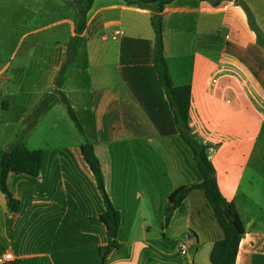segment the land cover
I'll list each match as a JSON object with an SVG mask.
<instances>
[{"label":"crops","instance_id":"crops-1","mask_svg":"<svg viewBox=\"0 0 264 264\" xmlns=\"http://www.w3.org/2000/svg\"><path fill=\"white\" fill-rule=\"evenodd\" d=\"M46 1L0 0V151L19 140L43 151L38 177H8L17 212L0 190V259L101 264L105 203L83 158L89 142L121 216V246L106 264H212L224 230L203 191L193 190L166 223L170 196L202 176L154 68L157 7L94 0L78 34L76 4ZM240 1L264 32V0H173L162 12L163 53L174 86H191V134L208 147L219 191L235 203L245 227L236 262L264 264V47ZM49 12L53 23L33 32L56 26L53 44L13 49L17 25ZM117 31L123 34L115 39ZM183 242L190 246L186 257Z\"/></svg>","mask_w":264,"mask_h":264},{"label":"trees","instance_id":"trees-1","mask_svg":"<svg viewBox=\"0 0 264 264\" xmlns=\"http://www.w3.org/2000/svg\"><path fill=\"white\" fill-rule=\"evenodd\" d=\"M76 4L79 10V22L77 24V33L81 34L86 28V15L92 8L94 0H70ZM128 4L147 7L155 5L157 7V15L152 18V24L156 33L155 50H154V68L157 72L160 84L173 110L176 128L181 138L191 147L194 152L199 172L202 176V182L199 184H191L183 186L170 196V205L167 207L166 223L169 224L174 211L181 207L187 196L193 191H203L208 201L213 206L215 216L224 230V238L214 244L210 260L212 264H237V256L240 241L245 233V227L238 215L235 203L228 202L220 193L215 168L210 160L208 147L199 145L191 134L188 124V115L190 113L191 86H174L169 70L168 63L164 57L163 51V24L162 12L165 5L173 0H124ZM210 1L214 5H218L223 0H202ZM240 5L246 11L249 18V25L256 33L259 42L264 47V32L257 23V19L249 9V7L240 1ZM77 39L71 46V54L77 50ZM62 101L66 106V111L70 118L75 122L81 134L84 129L79 118L74 112L69 100L63 95ZM50 99L42 102L37 109L34 121L38 119L44 109L48 108ZM83 158L95 175L96 183L99 191L104 199L105 212L101 219L106 225L108 244L99 251L101 264H106L108 255L120 248L118 242V232L121 228V216L119 211L114 208L108 193L105 189V178L102 172L101 163L95 153L91 143L86 142L82 146ZM42 150L28 149L25 144L19 140L7 149L0 151V190L7 199V206L12 212L19 210V201L14 198L8 187V177L14 173L17 175L27 174L31 177H38L41 170Z\"/></svg>","mask_w":264,"mask_h":264},{"label":"rangeland","instance_id":"rangeland-1","mask_svg":"<svg viewBox=\"0 0 264 264\" xmlns=\"http://www.w3.org/2000/svg\"><path fill=\"white\" fill-rule=\"evenodd\" d=\"M49 1L51 2L53 0H47L46 2H49ZM54 1H56V0H54ZM53 15H54V12L52 14H51V12H49V14H47L45 17H42L41 19H37L36 21H33V22H29L25 26H24V24L17 25L19 28H18V30L14 31V35L12 38V48L13 49L18 48L19 45H21V51H23L25 48L28 47V45H30L32 43L40 44V45H42V47L49 48V46L53 44V39L55 38V31H56L57 27L56 26H54V27L50 26L49 28L42 30L40 33H36L33 31L35 29L37 30L39 28H43L47 25L52 24L53 21L55 20ZM13 27H14V25H13ZM7 31L8 30L6 29V34H7ZM25 33H29L32 35L27 37L23 42V40H21V38L23 37V35ZM1 36L2 35H0V41H2ZM65 36H67V35L65 34ZM33 77L34 76L31 73H28L27 78H29V80L32 79Z\"/></svg>","mask_w":264,"mask_h":264},{"label":"built area","instance_id":"built-area-1","mask_svg":"<svg viewBox=\"0 0 264 264\" xmlns=\"http://www.w3.org/2000/svg\"><path fill=\"white\" fill-rule=\"evenodd\" d=\"M123 34L122 31H117L114 38L115 39H118L119 36H121ZM181 255L183 257H186L188 254H189V249H190V246H189V243L188 242H183L181 244ZM0 262L2 264H13L15 262V258L11 255V254H7L6 256L2 257L0 259Z\"/></svg>","mask_w":264,"mask_h":264}]
</instances>
